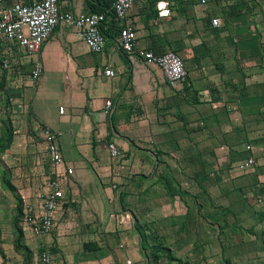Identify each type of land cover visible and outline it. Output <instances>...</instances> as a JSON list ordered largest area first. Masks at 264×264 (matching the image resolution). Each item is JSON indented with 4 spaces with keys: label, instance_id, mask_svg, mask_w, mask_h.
Here are the masks:
<instances>
[{
    "label": "crops",
    "instance_id": "crops-1",
    "mask_svg": "<svg viewBox=\"0 0 264 264\" xmlns=\"http://www.w3.org/2000/svg\"><path fill=\"white\" fill-rule=\"evenodd\" d=\"M165 1L168 17L159 15L157 0L137 1L124 23L108 9L98 54L65 25L35 57L0 40V85L11 83L16 61L17 88L6 94L25 121L21 132L6 98L0 146L9 122L13 138L0 151V188L13 196L17 213L16 232L0 219V264H42L43 252L54 264H180L150 260L142 234L149 249L162 244L182 264H264V0ZM59 7L96 13L90 0H59ZM123 25L137 32L133 55L119 45ZM139 51L177 53L187 83L171 88ZM36 61L43 73L33 81ZM106 69L116 75L107 77ZM108 102L111 115L104 114ZM48 128L63 155L64 197L52 233L35 237L18 207L28 201L41 213L38 194L54 177L43 138ZM16 157L31 163L20 177L7 164ZM250 157L254 167L240 171Z\"/></svg>",
    "mask_w": 264,
    "mask_h": 264
},
{
    "label": "built area",
    "instance_id": "built-area-1",
    "mask_svg": "<svg viewBox=\"0 0 264 264\" xmlns=\"http://www.w3.org/2000/svg\"><path fill=\"white\" fill-rule=\"evenodd\" d=\"M0 0V40L19 45L29 56H37L44 44L48 41L57 27L65 25L75 29L79 37L85 42L88 48L94 53L103 52L106 45V37L102 27L107 21V13H73L62 12L59 7V0ZM139 0H115L112 6V13L120 22L126 21L129 11ZM202 5L207 0H200ZM159 15L170 16L169 2L157 0ZM214 27L221 26L220 19H213ZM118 42L123 51L133 55L137 50V32L128 25H123L119 31ZM141 57L148 63L157 65L165 73L169 86L173 89L183 88L188 81V71L183 59L175 52L170 51L164 55H155L152 52L139 51ZM43 73V66L36 61L32 80H40ZM105 75L113 78L116 73L112 69H106ZM113 105L108 102L104 114L111 115ZM59 113L63 115L65 108L59 107ZM43 138L46 144V152L51 164V173L54 176L47 187L38 194L41 213H34V205L31 202H24L22 206L23 222L30 228L35 237L50 235L55 228V214L59 210L63 197V179L58 168L64 163L63 155L59 147L58 136L51 129L43 130ZM112 157L120 155L114 144L109 146ZM247 146V150H251ZM255 165L253 157L248 158L239 166L240 171H250ZM66 175H72L73 169L68 168ZM119 224V223H118ZM42 264H54L53 256L49 252L40 255ZM131 264V262H128Z\"/></svg>",
    "mask_w": 264,
    "mask_h": 264
},
{
    "label": "rangeland",
    "instance_id": "rangeland-1",
    "mask_svg": "<svg viewBox=\"0 0 264 264\" xmlns=\"http://www.w3.org/2000/svg\"><path fill=\"white\" fill-rule=\"evenodd\" d=\"M16 61L11 62V71L10 72V77H11V83H6L4 85H0V120L3 119L4 116H6L7 114V110L8 107L5 105L6 103V98H8V100L10 101V111H11V116H12V121L14 123V125L22 132L24 129L23 125L25 124L24 118H22V111L23 108H21L20 104L18 102H15V100H13V97L10 94L11 91L15 90L17 88V83H15L16 81L14 80L16 75L15 73H13L14 67H16L15 64ZM22 73H24L23 69L20 71V75H22ZM19 76V75H17ZM23 76V75H22ZM14 77V78H13ZM9 93V94H6ZM12 97V99H11ZM14 110H16V113H14ZM24 114V113H23ZM36 132V131H34ZM21 135V134H19ZM25 134H23L24 136ZM31 135V134H30ZM33 139H36V137L34 136ZM10 168L12 167V173L17 174L19 177L21 175H25L26 173V169H28V167L31 165V163L28 160L23 161L21 158L16 157L14 160H11L7 163ZM14 198L13 196H11L10 194L7 193V191L4 189V187L0 188V219L4 222V226L6 227L5 230L7 229L8 233H11L12 231H14V226H13V222H12V216L13 214L17 213V209L16 206L17 203L13 201ZM9 207V209L7 210V208ZM12 208V209H10ZM11 221V222H10ZM16 232V231H14ZM16 243V242H15ZM18 247V246H17ZM18 249V248H17ZM149 251L145 250V255H147L148 257ZM57 260L55 259V262ZM17 261H15L16 264ZM143 262H145L143 260ZM18 263V262H17Z\"/></svg>",
    "mask_w": 264,
    "mask_h": 264
},
{
    "label": "trees",
    "instance_id": "trees-1",
    "mask_svg": "<svg viewBox=\"0 0 264 264\" xmlns=\"http://www.w3.org/2000/svg\"><path fill=\"white\" fill-rule=\"evenodd\" d=\"M114 1L115 0H90V6H91L93 12L105 13V12H107L108 9H111ZM6 133H7L6 134L7 137H6L5 144L3 146H0V151H2V152L6 151L12 143L13 132H12L10 122L6 126ZM5 184H6V187L10 191H12V192L15 191L14 186L8 180L5 181ZM19 201H21V200L19 199ZM18 210H19V212H18L19 216H22L21 202L19 203ZM17 229H18V238H17L16 242H17V244H19L20 239L22 238V231L19 228H17ZM142 237H143V244H142L143 250L149 251L148 258H150V260L152 259L156 263V262H159V260L162 257H166L167 259H169V261H178L180 264H182V260L175 258L172 255L171 250L169 248H166L162 244H159L157 246V248L154 247V248L149 249L148 248L149 247L148 242L145 238V235L142 234Z\"/></svg>",
    "mask_w": 264,
    "mask_h": 264
}]
</instances>
